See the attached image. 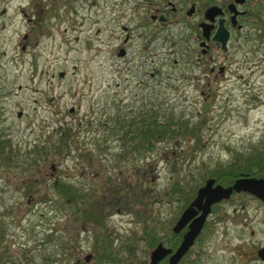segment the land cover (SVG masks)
<instances>
[{
  "label": "rangeland",
  "instance_id": "374dc122",
  "mask_svg": "<svg viewBox=\"0 0 264 264\" xmlns=\"http://www.w3.org/2000/svg\"><path fill=\"white\" fill-rule=\"evenodd\" d=\"M133 1L0 0V250L8 263L122 264L158 240H176L170 227L206 177L227 185V169L264 160L258 23L232 40L216 76L181 67L179 30H158L157 74L145 86L136 57L133 75L116 54L121 25L129 48L139 42ZM123 85L136 93L127 103H120ZM125 105L196 129L134 149L103 125L105 112L114 117ZM262 166L256 176H264ZM55 181L69 183L77 198L64 197ZM263 239L264 203L239 191L211 209L193 248L228 256Z\"/></svg>",
  "mask_w": 264,
  "mask_h": 264
},
{
  "label": "flooded vegetation",
  "instance_id": "af4514ba",
  "mask_svg": "<svg viewBox=\"0 0 264 264\" xmlns=\"http://www.w3.org/2000/svg\"><path fill=\"white\" fill-rule=\"evenodd\" d=\"M127 2L128 0H122L123 4ZM131 7L135 12V27L137 29L135 36L139 42L137 46L129 48L130 32L127 26L121 25L122 38L116 46V54L118 55L120 52L118 56L121 57L125 71L130 74H133L134 71L133 68L129 67L130 58L136 57L134 61L137 62L136 69L140 72L138 75L145 78L144 80L139 78L138 82L142 83L146 80L145 86H152L151 81L157 74V67L153 64V56L156 54L155 40L158 36V30H167L170 27L178 29L177 42H183L179 51V56L183 59L181 67L184 65L185 68H196L194 71H197V74H204V76L208 74L216 76L223 72L224 65L219 61H223L227 57L226 52L229 49V44L232 45V40L238 37V33L241 37L249 34V31L245 29L246 23H258V26L253 29L261 31L259 34L264 37V0H134ZM219 25L227 32L224 48L221 47L218 39L214 38ZM161 39L165 40L166 37L163 36ZM178 58L173 56L172 62L177 63ZM140 85L138 86L141 87L142 85ZM130 93L131 90L123 85L119 96L120 103H127L130 101L129 98L136 96L135 91L132 95ZM118 112L114 117L110 116L112 113L109 111L105 112L103 125L106 126V129L118 131L113 132L117 138L122 136L132 139L141 138L139 133L129 131L131 126L140 123L141 107L125 105L124 108L120 107ZM234 192L232 191L229 197ZM229 197L222 198L210 205V210L192 244L175 260L174 264H264V258L258 253L259 247L264 245V239L249 250L248 248L246 251L241 250L242 252L236 245L235 248L229 250L228 256L225 255L226 250L222 249L215 251L213 248H204L205 250L193 248L195 241L210 219L211 209L216 205H221ZM188 222L179 231L174 232V235L177 236L176 240L168 245L162 244L170 248H157L158 252L153 255L152 251L156 249L154 246L159 241L162 243L161 240H158L150 248H141L139 255L137 253L128 260H123L122 264H168L170 255L175 251ZM194 251L198 252L194 253ZM201 253L204 255H201L202 259L200 260L199 255ZM234 257L236 259L233 260Z\"/></svg>",
  "mask_w": 264,
  "mask_h": 264
},
{
  "label": "water",
  "instance_id": "95a60500",
  "mask_svg": "<svg viewBox=\"0 0 264 264\" xmlns=\"http://www.w3.org/2000/svg\"><path fill=\"white\" fill-rule=\"evenodd\" d=\"M226 37V30L219 25L214 34V38L218 39L222 48L225 47ZM119 54L120 52H118V55ZM60 73L61 72H59V74ZM69 109L71 110V107ZM213 182L214 177H207L204 179L202 184L196 188L192 199L182 208L178 217L171 226V231L177 232L187 221H189L187 228L182 233L175 251L170 255L168 264H174L175 260H177V258L192 244L193 239L199 232L204 218L208 214L210 205L212 203L219 201L222 198L229 197L232 191H246L264 202V176L240 175L236 177L230 184L225 186L218 182ZM154 248L156 249L152 251L153 255L158 252L157 248L170 247H165L159 241L154 246ZM258 253L262 258H264V245L259 247ZM85 258H88V255Z\"/></svg>",
  "mask_w": 264,
  "mask_h": 264
},
{
  "label": "trees",
  "instance_id": "16d2710c",
  "mask_svg": "<svg viewBox=\"0 0 264 264\" xmlns=\"http://www.w3.org/2000/svg\"><path fill=\"white\" fill-rule=\"evenodd\" d=\"M173 118H168L165 120H160L158 118H155V116H153L152 118L150 116H148V118L146 119L145 117H141L140 118V123L138 125H133V127L129 130L132 133H139L141 135V138L138 139H132L129 137H123L125 140L127 139V141H129L130 144H132L134 149H138L139 147H147L149 145H151L153 142H157L163 139V137H169V135H173L176 133H179V135L184 136L187 133H189L191 136H193V132L195 131L193 128L194 124H192L191 126H186L184 124L183 121L179 120L178 122H175L176 120H172ZM164 123V124H162ZM166 124V125H165ZM181 129V131H179ZM128 131V132H129ZM179 131V132H178ZM118 132V131H116ZM127 133V132H125ZM169 133V134H168ZM60 134V133H59ZM62 135V134H61ZM122 137H120V140L123 139ZM124 140V141H125ZM137 141H140V145L136 144ZM3 147L0 143V153L2 154L3 152ZM246 159V157L244 158ZM251 162L253 164H255V167H251L248 165V162L245 163V165L241 168H229L227 169V175H228V180H226L228 183L232 182V180L235 177H238V175H252V176H256V175H260V173H257V170L261 169L264 167V160L263 159H257L256 157H253V160H251ZM257 169V170H256ZM215 177L216 176H220L221 175V170H217L214 173ZM176 181V180H175ZM177 182H174V184ZM54 187L57 188L58 192L61 193L64 197H68L71 201L77 198V194L75 193V191L72 189L71 185L69 183H59L57 181L52 183ZM174 187V186H172ZM194 188H192L190 190V193L193 191ZM190 193L188 194V196L186 198H190L191 195ZM193 194V193H192ZM190 195V196H189ZM65 199L60 202L61 203V208L63 209V212H65L64 210V206L65 204ZM81 215L83 217H94L95 216V212H91L89 208H81ZM79 211V209L77 210V212ZM55 227L50 228V233L49 234H53ZM2 230V228H1ZM2 233V231H1ZM101 245V242H100ZM104 246V245H103ZM103 246H99L100 248H103ZM5 262H7V264H14V263H8V261L6 259H4V251L0 250V264H6Z\"/></svg>",
  "mask_w": 264,
  "mask_h": 264
}]
</instances>
